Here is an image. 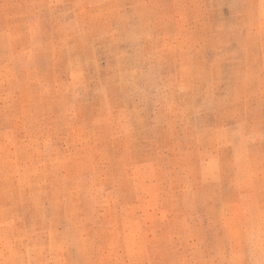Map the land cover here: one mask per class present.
Segmentation results:
<instances>
[{"label": "rangeland", "instance_id": "1", "mask_svg": "<svg viewBox=\"0 0 264 264\" xmlns=\"http://www.w3.org/2000/svg\"><path fill=\"white\" fill-rule=\"evenodd\" d=\"M0 264H264V0H0Z\"/></svg>", "mask_w": 264, "mask_h": 264}]
</instances>
